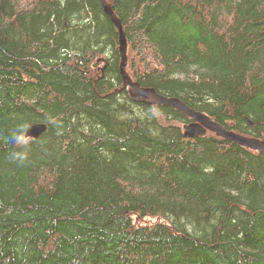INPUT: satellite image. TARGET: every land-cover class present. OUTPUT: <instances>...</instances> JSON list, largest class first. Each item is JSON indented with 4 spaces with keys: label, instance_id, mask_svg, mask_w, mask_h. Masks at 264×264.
Returning <instances> with one entry per match:
<instances>
[{
    "label": "trees",
    "instance_id": "obj_1",
    "mask_svg": "<svg viewBox=\"0 0 264 264\" xmlns=\"http://www.w3.org/2000/svg\"><path fill=\"white\" fill-rule=\"evenodd\" d=\"M105 1L132 82L264 140V0ZM118 40L99 0H0V264H264V153L134 102Z\"/></svg>",
    "mask_w": 264,
    "mask_h": 264
},
{
    "label": "water",
    "instance_id": "obj_2",
    "mask_svg": "<svg viewBox=\"0 0 264 264\" xmlns=\"http://www.w3.org/2000/svg\"><path fill=\"white\" fill-rule=\"evenodd\" d=\"M99 2L102 6L103 12L118 31L119 44H120L119 71L122 78V82L125 87H128L130 89V94L133 99H139L142 102H147V104L156 107L158 106L169 107L185 115L191 121L189 124H186L183 127V133L185 137L188 138L202 137L206 134V132H209L215 134L219 138H224L230 141L231 143H235L246 149L264 153V141H260L257 138L243 136L233 131L226 130L223 126L212 121L209 118V116L201 112H196L190 109L183 102L174 98H167L158 95L152 89H141L137 84L132 83L131 79L126 74L127 47L125 44V36L122 33L121 24L117 20V18L115 17L111 8L108 6L105 0H99ZM45 129L46 126L44 124L33 125L25 132V138L37 139L45 131Z\"/></svg>",
    "mask_w": 264,
    "mask_h": 264
},
{
    "label": "bare ground",
    "instance_id": "obj_3",
    "mask_svg": "<svg viewBox=\"0 0 264 264\" xmlns=\"http://www.w3.org/2000/svg\"><path fill=\"white\" fill-rule=\"evenodd\" d=\"M106 2V1H105ZM122 33H123V31H122ZM124 35V34H123ZM125 44H126V39H125ZM119 47H120V44H119V40H118V52L120 53V51H119ZM127 74V73H126ZM127 76H128V74H127ZM129 77V76H128ZM132 81V80H131ZM132 83H135V82H132ZM135 84H137V83H135ZM138 85V84H137ZM139 86V85H138ZM122 88L123 89H127V91H128V94L130 95V98L134 101V102H139L140 100L139 99H133L132 97H131V94H130V89L128 88V87H125L124 86V84H123V82H122ZM139 88H141L140 86H139ZM141 89H144V88H141ZM227 130V129H226ZM221 139H224V138H221ZM224 140H226V139H224ZM260 141H264V140H261V139H259ZM226 141H228V140H226ZM228 142H230V141H228ZM235 144V143H234ZM257 152H259V151H257ZM259 153H261V152H259Z\"/></svg>",
    "mask_w": 264,
    "mask_h": 264
},
{
    "label": "rangeland",
    "instance_id": "obj_4",
    "mask_svg": "<svg viewBox=\"0 0 264 264\" xmlns=\"http://www.w3.org/2000/svg\"><path fill=\"white\" fill-rule=\"evenodd\" d=\"M185 116V115H184ZM149 220L148 219H145V220H143V222H148Z\"/></svg>",
    "mask_w": 264,
    "mask_h": 264
}]
</instances>
